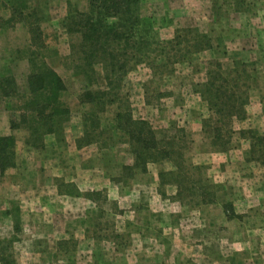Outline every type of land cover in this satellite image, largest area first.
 Here are the masks:
<instances>
[{"label": "rangeland", "instance_id": "rangeland-1", "mask_svg": "<svg viewBox=\"0 0 264 264\" xmlns=\"http://www.w3.org/2000/svg\"><path fill=\"white\" fill-rule=\"evenodd\" d=\"M69 4L79 10L85 9V3L80 0H0V75L9 70L16 80L18 92H26L27 63L16 51L24 50L29 45L28 24L23 18L31 16L37 19L45 45L44 61L62 78L67 89L62 99L70 109V117L65 124L64 139L68 137L75 145L83 134L84 119L90 118L88 116L93 112L94 120L97 122L99 119L98 131L104 134L96 144L82 148L78 155L81 158L75 157V151L67 149L66 143L54 141L57 146L54 152L52 147L46 148L53 136L44 138L43 149L32 150L24 144L28 136L24 126L20 125L14 131L10 129L11 122H19L21 112L18 101L0 98V137L13 136L16 153L15 168L6 171L4 177L0 178V240L12 236V218L3 213L17 207L21 232L11 251L15 264H177L173 258L170 263L164 260L155 245L157 238L161 240L171 232L168 226L176 223L179 225L175 235L178 247L188 257V260L182 258L180 264H186L185 261L193 264L191 260L194 259L197 260L196 264H214L215 258L217 263L223 264L220 254L222 247L211 246L212 241L239 236L237 221L229 224L227 231L223 205L230 203L235 196L243 198V193L251 194L264 189V168L249 162L250 142L238 134L245 130L241 126L247 124H251L254 131L264 132L258 106V103L264 106V0H143L142 16L152 20L160 39H171L176 30L189 29L209 37L213 49L176 64L172 74L153 75L146 66L132 70L124 82L132 115L135 119L148 121L156 132L184 129L189 146L186 153L188 163L201 168L203 181L211 182L221 190L218 191L216 204L210 205L212 207L196 208L179 204L184 208L178 218H172V215L167 218L170 213L164 209L175 203L171 200L176 190L173 186L164 189L165 198L157 192L153 199H142L136 203L132 196L120 200V204L107 201L105 191L100 186L99 191H94L100 194L98 198L95 197L98 210L89 211L85 232L76 222L77 213L74 217H67L50 211L48 207L41 210L40 202L34 201L37 193L33 192L32 180L36 177L37 169L41 168L38 161L55 158L57 166H65L66 161L76 165L81 159L86 160L92 177H99L98 183L103 182L101 176H104L125 194L132 188L134 178L127 181L120 178L121 166L131 164L132 157L123 143L122 135L112 130L115 108L107 107L97 112L79 104L78 96L83 92L84 84L81 77L73 74L66 59L71 38L61 27ZM20 10L22 17L16 15L11 24L1 23L14 11ZM213 60L219 62L224 70L230 69L235 61H243L255 71L253 81H250L246 118L234 121L236 133L225 153L213 149L209 137L201 130L209 112L199 92L206 81L207 63ZM95 71L98 81L96 88L103 90L105 83L101 67L96 66ZM63 150H67L66 154ZM58 153L62 154L61 157ZM148 170L149 176L146 178L149 182L151 174L157 177L159 171H171L173 166L163 162L149 165ZM248 172L255 174L253 178H248ZM220 177L223 178L221 183ZM141 182L144 183L142 180L138 183ZM16 183L24 192L33 188L29 191L33 198L23 197L26 204L17 203L21 200L18 197L19 189L10 186ZM150 188L154 195L155 187ZM248 200L251 205L258 202L256 197ZM146 206L153 211L150 212L152 216L147 211L149 209H145ZM75 207L79 208L78 205ZM137 208L141 211L137 222L148 221L151 226L138 223V226H142L136 227L131 223L134 215L129 212ZM249 212L243 221L250 230L249 253L251 256L264 255V213ZM209 220L215 222L210 229L207 227ZM166 222L167 226L164 225ZM203 224L205 227H201Z\"/></svg>", "mask_w": 264, "mask_h": 264}, {"label": "trees", "instance_id": "trees-1", "mask_svg": "<svg viewBox=\"0 0 264 264\" xmlns=\"http://www.w3.org/2000/svg\"><path fill=\"white\" fill-rule=\"evenodd\" d=\"M85 9L79 10L69 4L68 12L61 27L71 38L69 55L66 58L75 76L81 77L83 92L78 96L79 104L88 109L102 112L114 107L115 132L121 134L132 157L129 165L121 166L124 181L132 180L137 174L147 173L149 165L171 163L173 170L159 171L158 194L165 198V188L173 186L174 202L188 207L215 205L220 187L202 179L201 168L188 163L189 149L184 129H169L156 132L151 124L135 119L124 92L127 75L139 66H146L153 75L172 74L174 66L191 60L195 55L212 51L209 37L189 29H178L171 39H160L149 17L142 16L143 0H80ZM25 7V6H24ZM20 11L1 21L11 24ZM28 24L29 45L17 50L27 63L26 92L19 93L12 73L0 75V98L17 100L19 103L18 124L11 122L10 129L20 125L28 133L24 141L32 150L44 148V138L53 136L63 143L65 124L69 121L70 109L63 102L67 89L62 78L44 61V41L37 19L23 18ZM20 55V56H21ZM100 66L105 89L98 85L95 67ZM254 69L243 61H235L230 69L224 70L215 60L206 68V81L200 88V98L206 104L209 116L202 122V132L209 137L210 145L219 153L229 150L235 130L234 121L246 118ZM95 111V112H96ZM93 112V111H91ZM84 119L83 134L75 141L77 149L96 144L103 136L99 132V119ZM88 126H87V124ZM242 139L249 141V162L264 167V132L241 130ZM16 166L15 138L11 135L0 137V178ZM66 193L96 201L99 192L79 193L72 184L60 183ZM98 198V197H97ZM227 219H235L232 204L223 205ZM5 216L12 218V236L0 240V264H15L12 246L18 241L21 221L17 207L6 210Z\"/></svg>", "mask_w": 264, "mask_h": 264}, {"label": "crops", "instance_id": "crops-1", "mask_svg": "<svg viewBox=\"0 0 264 264\" xmlns=\"http://www.w3.org/2000/svg\"><path fill=\"white\" fill-rule=\"evenodd\" d=\"M258 106H259V110L261 113L260 118L264 122V106H262V104H259V103H258ZM241 129H245V130L252 129L253 130L254 127L251 124H247V126H241ZM49 138L50 137H48V139ZM54 141L55 140L52 137L51 140L48 141L49 142L48 146H46V148L52 147L53 152L56 150V147H57ZM71 142L72 141H69L67 137L63 143L67 144V149L69 150L71 149L75 151V154H74L75 157L81 158L78 155L82 152L83 149H77L76 147H74L75 145L73 144V142L72 143ZM66 151L63 150L65 154H66ZM58 155L61 157L62 154L58 153ZM219 160L221 159L219 158ZM38 165L41 166V168L37 169L36 177L32 180L33 181L32 185L34 189L31 188L28 191L24 192L25 190L24 189L22 190L20 188V185H17L18 182L16 184H10L11 188L15 189V187L16 188L18 187L19 189L17 190L18 197H20L21 200H19V202L17 203L22 204L25 202L24 204H26L27 201H25L23 197L25 195L26 197L31 198L32 196L30 195L32 192H29V191L33 189L34 190L33 192H36L37 196L35 198L33 197L32 198L37 203L40 202L39 206L41 205L40 206L41 210H44L45 207L46 208L48 207L50 211L55 212V213L64 214L67 217L68 216L74 217V215L77 213L76 222L80 223L79 224L80 227L81 226L83 227L82 231L85 230V225L87 224L86 219L89 218L90 212L93 209L96 211L98 210L96 208L97 202L91 201L89 199H85L83 197H76V196L69 195V193H66L65 188L61 186L59 187V185H61L60 182H63L64 184L74 185L76 190L81 194L99 191L100 189H103L107 196V201H113L115 202V204H120L119 203L120 200L127 199L132 196L135 197L134 199L136 203H138L142 199L148 200V199H153L154 196H157V190H156L157 177L156 175L154 176L153 174H151L150 178L152 177L151 179L153 180L150 179V181L148 182L146 178L149 176L148 168H147V173L141 174V175H135L131 183L132 188L130 187L128 194H125L126 192L123 193L120 190V187L111 185V183H109V180H107L104 176H101V179L103 182L98 183L97 180L99 179V177H95V176L92 177V174H91L92 171L88 168L90 166L87 165L86 160L84 161L81 159L76 165H70L66 161L65 166L63 165L57 166V159L55 158L51 159L48 157V158H44L43 160L40 159L38 161ZM261 168H264V167H261ZM253 175L255 174H252V172H248V178H253ZM59 178H62V179H59ZM221 179L223 178L220 177V181H219L220 183H221ZM141 180L144 183L142 182H141L142 184L138 183ZM153 182L154 184L152 185ZM263 183H264V180H263ZM100 186L102 187L98 189ZM150 187H155L153 190L154 195L152 193V188ZM241 195H243V198H238L237 196H235L230 200V203L232 204L233 212L235 213L236 216H239V217L235 219H227V218L225 219L226 220L225 226H226L227 231L229 229L228 225L232 224L233 221H237L236 222L238 226L237 234H239V236L238 237L229 236L228 237L229 240L218 238L219 241L218 239L212 241L213 244H211V246H215V248H219V249L222 247V251L220 250V254H221V258L223 259L222 261L223 264H264V255L258 256L257 254H253L254 256H251V254L249 253L250 252L249 251L250 236L248 233L250 232V230L247 229V227L245 226V223L243 222L246 218L245 215L251 213L249 212L250 210H252V212L264 213V189H260L258 191L256 190L251 194L243 193ZM254 197L257 198L258 202L256 205H254L253 203L251 205L250 204L251 201H249L248 199L250 198L252 199ZM76 205H78L79 208H76L75 207ZM171 205H169L168 208L164 209L168 211V213H170V214L167 213L168 214L167 218H169L170 215H172L171 216L172 218L174 217L178 218L179 213L182 212V209L184 207L179 205L178 202H175ZM207 207H212V206H207ZM147 208L149 209L147 210L149 211V214L150 212L153 213V211L150 210L149 206L145 207V209ZM240 208H242L243 210L239 211ZM139 209L140 208L133 209L131 212H129L130 214L134 215L133 218L131 219V221L133 222L131 223H133V225H136V227L142 226V225L138 226V223L144 224L147 227L151 226L150 222L148 223V221H145V223H143L142 221L137 222L138 218L140 217V212H141L139 211ZM161 210L163 209L161 208ZM171 213H175V214H171ZM150 216H152V214H150ZM154 216L156 217L157 215H154ZM223 216L226 217L225 214H223ZM164 217L165 216H163V218ZM164 225L167 226V222ZM214 225H215V222L211 220L207 221V227L209 229L213 228ZM201 227H205V224L201 225ZM218 228H217V231H218ZM168 229L169 231H171L170 233H168V236L167 237L164 236V238L161 240L157 238V240L155 241V245H157L158 249H160L159 255L164 260L168 261V263H170L171 261L173 262L174 260L175 263L180 264L179 261H181L182 258L186 257V260H188V257L186 256V253L180 247H178V241L175 235H176V231L179 229V225H177L176 223H173L172 225L168 226ZM135 235L138 236V234H135ZM222 245H224L225 248H223ZM217 261L218 260L215 258L213 260L214 264H219L217 263ZM196 262L197 260L195 259L191 260V263L193 264H196ZM184 263L190 264V261H185Z\"/></svg>", "mask_w": 264, "mask_h": 264}]
</instances>
